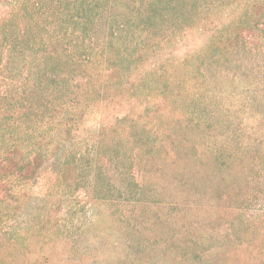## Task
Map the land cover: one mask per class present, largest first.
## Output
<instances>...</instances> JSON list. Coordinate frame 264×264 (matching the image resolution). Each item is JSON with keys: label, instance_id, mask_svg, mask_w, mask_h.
I'll return each instance as SVG.
<instances>
[{"label": "rangeland", "instance_id": "1", "mask_svg": "<svg viewBox=\"0 0 264 264\" xmlns=\"http://www.w3.org/2000/svg\"><path fill=\"white\" fill-rule=\"evenodd\" d=\"M0 264H264V0H0Z\"/></svg>", "mask_w": 264, "mask_h": 264}]
</instances>
